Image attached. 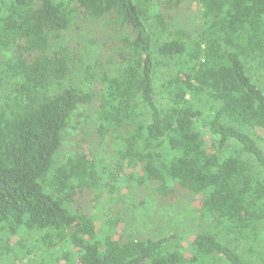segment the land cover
I'll use <instances>...</instances> for the list:
<instances>
[{
  "label": "trees",
  "instance_id": "16d2710c",
  "mask_svg": "<svg viewBox=\"0 0 264 264\" xmlns=\"http://www.w3.org/2000/svg\"><path fill=\"white\" fill-rule=\"evenodd\" d=\"M0 264H264V0H0Z\"/></svg>",
  "mask_w": 264,
  "mask_h": 264
},
{
  "label": "rangeland",
  "instance_id": "374dc122",
  "mask_svg": "<svg viewBox=\"0 0 264 264\" xmlns=\"http://www.w3.org/2000/svg\"><path fill=\"white\" fill-rule=\"evenodd\" d=\"M198 9H199V5H198ZM90 18H84V24L82 26V28L86 27L87 28V32L86 30L82 29L81 26H79L78 28V31L80 30H84V34H86V36H82V38L84 37V43L85 45L86 44H90V38H93V42H95L96 44L100 45L98 47H100V52H101V48L105 49L106 52H107V58L104 59V63H105V66L106 68H115L117 66V64L119 63V60L116 56H111L110 55V51L108 50L107 47H105L106 44H110V41L112 40H115L116 38H114V26L112 25V23H109L108 21H105V20H102L101 22H97L94 24V28H90L88 27L87 25L90 23L89 22ZM92 47V45H90ZM96 47V46H95ZM112 47V46H110ZM112 50V48L110 49ZM99 53V52H98ZM77 127H74L73 126V130L72 128L70 129V135H73V136H77L79 137V133L80 132H77L79 129H75ZM80 131V130H79ZM70 135L69 137L64 141V144H63V150L61 152V154H63L64 156H67V155H70L72 154V152L74 151V147L76 146V143H75V140L73 139H70ZM193 196H189V198H183L184 199V202L183 204L180 206L179 208V211H181L182 208H185L187 205L189 206V209L193 210V205H191L192 203H194V200H193ZM136 201V200H135ZM87 202L89 203V205H91L94 201H93V198H90L88 199L86 202H85V205L87 204ZM154 208V206L152 205V209ZM160 208V207H159ZM99 213V216H104V217H109L110 213L112 212V209L110 208V202L107 200V198H103L100 202L98 201L95 206L92 208L91 210V213ZM180 215H177L174 217L173 221L175 223H178V220H176V217H178ZM198 221V224L200 226L202 225H205V223H203L201 220H197ZM167 223V221H166ZM173 225H176V224H173ZM206 229V226L204 227ZM104 230H107V228H104ZM187 234H190V232H188ZM189 241V238L187 239V242Z\"/></svg>",
  "mask_w": 264,
  "mask_h": 264
}]
</instances>
